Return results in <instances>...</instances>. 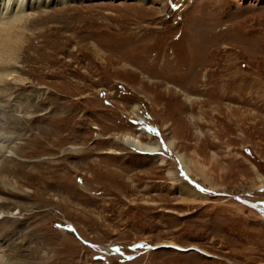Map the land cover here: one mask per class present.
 Wrapping results in <instances>:
<instances>
[{
	"label": "rangeland",
	"instance_id": "obj_1",
	"mask_svg": "<svg viewBox=\"0 0 264 264\" xmlns=\"http://www.w3.org/2000/svg\"><path fill=\"white\" fill-rule=\"evenodd\" d=\"M41 9L0 120L8 264H264V0Z\"/></svg>",
	"mask_w": 264,
	"mask_h": 264
},
{
	"label": "bare ground",
	"instance_id": "obj_2",
	"mask_svg": "<svg viewBox=\"0 0 264 264\" xmlns=\"http://www.w3.org/2000/svg\"><path fill=\"white\" fill-rule=\"evenodd\" d=\"M57 1L60 2L61 0H54V1H51V0L50 1L49 0H0V120L1 122L6 121V108H7L8 113L13 116L17 124H19L20 120H22L21 118L22 116L19 113L20 112L19 110L21 109L18 108L19 106L16 105L18 100L15 102H13V99L11 98L7 100L6 84L23 81L21 79L22 77L18 76V73L10 72V70L14 68H18L17 65L21 63L20 53L25 47V32H27L25 30V28L27 29V26H26L27 24L25 22H27L29 19V17H27L28 11H32L35 13H41L42 12L41 8L48 7L50 2L55 3ZM68 1H72V0H62L63 3H66ZM48 16L49 14L46 17ZM22 44H23V48H22ZM18 62L20 63L18 64ZM187 98L190 100V97L187 96ZM10 103L12 104V106L10 105ZM33 108H35V105H33ZM28 110L29 108L26 109L23 113L24 114L29 113ZM136 110L137 108L135 107L133 111L136 112ZM136 118H138L139 122L142 123L141 124L142 127L140 131H142L143 133H146L147 136L151 138L153 136L152 133L144 129V127L146 128L148 127V124H147L148 121L144 120L138 115H136ZM5 126H6V122H3V125L0 126V128L2 127L0 130V134L6 142ZM150 127L153 129V126H150ZM116 139L119 140L122 144L127 145L130 149L138 153L143 151L146 154H155V153L158 154L162 150V145L160 144V141L159 142H153V141L144 142L142 140L141 133L135 134V135L123 134L121 136H117ZM175 142H176L175 140L171 139L170 141L167 142L168 143L167 146L170 149H173ZM6 157H7L6 156V144H4L2 145V147H0V174L1 175L2 173L4 174L6 172ZM176 158L180 162L182 167L184 168L185 172L188 174H192L190 164L185 159L184 155L180 153L178 154V156H176ZM164 162L165 161L162 160L161 165H163ZM168 176L172 179H175L176 175L173 172H169ZM0 191L6 192V183H4L2 180H0ZM192 192L194 195L197 194L196 190L194 189L190 191V193ZM3 207H6V200L0 197V214H6V211L2 210ZM2 221L4 223L6 219L2 218L1 222ZM8 261L9 260L6 258V255L2 253V251L0 250V264H8Z\"/></svg>",
	"mask_w": 264,
	"mask_h": 264
},
{
	"label": "water",
	"instance_id": "obj_3",
	"mask_svg": "<svg viewBox=\"0 0 264 264\" xmlns=\"http://www.w3.org/2000/svg\"><path fill=\"white\" fill-rule=\"evenodd\" d=\"M162 245H163V244H162ZM163 246H170V247H171L172 245H163Z\"/></svg>",
	"mask_w": 264,
	"mask_h": 264
}]
</instances>
